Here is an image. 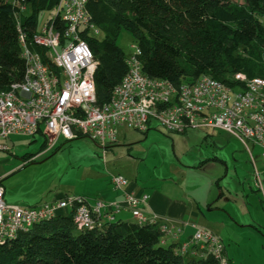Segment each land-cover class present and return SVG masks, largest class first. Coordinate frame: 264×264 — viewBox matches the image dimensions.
<instances>
[{"label": "built area", "instance_id": "2783aa9c", "mask_svg": "<svg viewBox=\"0 0 264 264\" xmlns=\"http://www.w3.org/2000/svg\"><path fill=\"white\" fill-rule=\"evenodd\" d=\"M25 9V0H9ZM91 0H57L52 14L39 29L28 35L19 27L20 54L25 70L21 81L0 90V150L8 151L6 140L13 134L35 135L41 129L47 146L60 138L69 140L88 136L104 152L116 142L121 126L145 132L150 120H156L168 131L186 133L191 128H216L240 140L261 147L264 159V78L248 79L235 73L233 86L201 75L194 82L174 84L167 79L145 75L138 59L140 49L126 55V72L114 87L109 101L98 104L94 72L97 60L82 37L98 30L88 9ZM255 183L264 195L257 171ZM116 189L128 184L127 178L111 176ZM148 199L146 193L127 192L123 204L93 203L81 195H63L33 206H20L4 200L0 179V244L29 230L34 224L69 212L78 230L102 227L113 220V213L128 209L136 223L157 225L160 243L178 239L181 224L161 221L157 215H146L139 207ZM191 237L178 247L179 254L210 256L214 264H229L221 238L213 232L194 227Z\"/></svg>", "mask_w": 264, "mask_h": 264}, {"label": "trees", "instance_id": "16d2710c", "mask_svg": "<svg viewBox=\"0 0 264 264\" xmlns=\"http://www.w3.org/2000/svg\"><path fill=\"white\" fill-rule=\"evenodd\" d=\"M56 2L25 0L31 12L16 17L18 8L0 0V90L23 78L19 27L32 35L38 12L52 9ZM242 2L91 0L92 22L104 39L98 42L86 32L82 37L97 60V103L109 101L126 72V55L116 44L121 28L133 34L148 77L179 84L205 74L227 86L234 85L235 73L264 78V0ZM38 133L44 137L41 129ZM80 136L84 135L76 137ZM161 239L157 225L120 219L105 221L98 229L78 230L70 211H61L0 244V264H214L210 256H194L190 250L179 254L180 244H162Z\"/></svg>", "mask_w": 264, "mask_h": 264}, {"label": "rangeland", "instance_id": "374dc122", "mask_svg": "<svg viewBox=\"0 0 264 264\" xmlns=\"http://www.w3.org/2000/svg\"><path fill=\"white\" fill-rule=\"evenodd\" d=\"M226 1L243 4L242 0ZM30 12L31 6L26 4L21 14ZM51 14L52 9L38 12L37 29ZM94 36L98 42L104 39L102 31ZM135 43L130 31L119 30L116 44L125 55L133 52ZM43 140L39 133H17L6 140L9 150H0V176L6 195L29 200L19 205L33 206L55 194L81 195L94 202L108 186L107 175L120 174L138 183L166 181L176 185V191L188 188L198 197L211 186L217 196L219 184L221 204L235 213V221L227 213L220 216L224 228L220 237L230 264H264V195L254 181V166L259 171L264 168L260 146L249 141L245 146L216 128L175 133L156 120H150L146 135L121 126L116 142L104 152L88 136L60 138L50 148L43 147ZM260 178L264 190L262 171ZM246 223L249 225H243Z\"/></svg>", "mask_w": 264, "mask_h": 264}, {"label": "crops", "instance_id": "0c3cea01", "mask_svg": "<svg viewBox=\"0 0 264 264\" xmlns=\"http://www.w3.org/2000/svg\"><path fill=\"white\" fill-rule=\"evenodd\" d=\"M147 131L145 135L147 134ZM206 135L208 136V134ZM207 136H205V138ZM111 144L114 143L107 144L106 148H111L112 146ZM46 145H47V141H46ZM254 170L257 171L259 178H260V171L264 172V168L262 169V167L261 170L259 171L256 168V166H254ZM107 177L109 179L108 186L106 185V187H104L100 191V196L98 198H95L94 200H100L104 203L117 202L123 204L124 195L127 192H133L135 194L146 193L148 195L147 201L144 204L139 205L140 209L146 215H157L159 218H161V221L169 224L171 223L177 225L181 224L182 233L179 235L178 239L175 240L176 244H180L184 241H187L194 232L195 229L194 227L209 230L214 234H216L219 238H221L220 235H223L224 228H222L223 222L220 220L221 218L220 216L223 213L229 214L230 215L229 219L235 221V218L233 216L235 215V213H233L231 209L226 207L225 205L223 206L221 204V201L219 200L220 197L223 195V190L219 184L217 185L219 191V194L217 196L215 194L216 191L214 187L211 186L208 188L207 191H204V193H202L200 197H198L195 194H192L191 192L189 193L188 188L187 189L183 188V190L178 192L174 189L176 185H174L173 187L170 185L171 183H168L166 181H164L162 184L149 183V182L138 183L135 180L127 179L128 184L126 186L116 189L112 186L111 176L107 175ZM1 178L2 177L0 176V179ZM254 181H255V176H254ZM61 196L62 195L55 194V196H53L50 200H53L54 198H58ZM4 200L7 203L16 204V205H19L18 203H24L29 201L28 199L22 200L13 196H9L8 194L6 195L5 189H4ZM43 201H47V200H43ZM31 202L33 203L34 200ZM39 202H41V200L36 202V204ZM113 218L114 220L120 219L122 221H134V218L132 217L130 211L124 208L120 209L117 212H114ZM243 225L246 226L249 224L246 223ZM228 235L231 234L228 233ZM168 242H172V240L170 238H167V243ZM225 253L227 258L229 259L228 254L226 252V247H225ZM229 264H230V259H229Z\"/></svg>", "mask_w": 264, "mask_h": 264}]
</instances>
